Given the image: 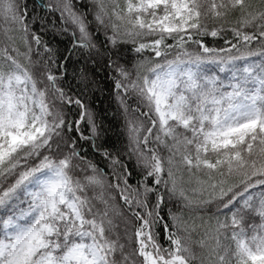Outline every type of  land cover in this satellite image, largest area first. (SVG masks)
Here are the masks:
<instances>
[{
  "label": "snow or ice",
  "instance_id": "1",
  "mask_svg": "<svg viewBox=\"0 0 264 264\" xmlns=\"http://www.w3.org/2000/svg\"><path fill=\"white\" fill-rule=\"evenodd\" d=\"M0 264H264V0H0Z\"/></svg>",
  "mask_w": 264,
  "mask_h": 264
},
{
  "label": "trees",
  "instance_id": "2",
  "mask_svg": "<svg viewBox=\"0 0 264 264\" xmlns=\"http://www.w3.org/2000/svg\"><path fill=\"white\" fill-rule=\"evenodd\" d=\"M218 43H222V41H218ZM93 103L94 105L98 104L101 110L108 107V104H109L105 96L101 95L100 93H97V99H95Z\"/></svg>",
  "mask_w": 264,
  "mask_h": 264
}]
</instances>
